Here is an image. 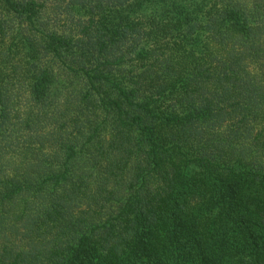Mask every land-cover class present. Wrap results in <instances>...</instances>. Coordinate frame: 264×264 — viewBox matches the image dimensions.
I'll return each instance as SVG.
<instances>
[{
  "label": "trees",
  "instance_id": "obj_1",
  "mask_svg": "<svg viewBox=\"0 0 264 264\" xmlns=\"http://www.w3.org/2000/svg\"><path fill=\"white\" fill-rule=\"evenodd\" d=\"M0 264H264V0H0Z\"/></svg>",
  "mask_w": 264,
  "mask_h": 264
}]
</instances>
